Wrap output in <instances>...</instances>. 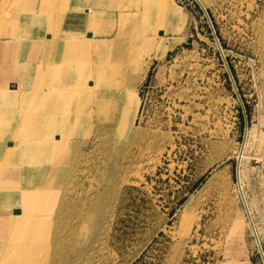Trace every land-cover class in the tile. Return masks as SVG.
Segmentation results:
<instances>
[{"label": "rangeland", "instance_id": "374dc122", "mask_svg": "<svg viewBox=\"0 0 264 264\" xmlns=\"http://www.w3.org/2000/svg\"><path fill=\"white\" fill-rule=\"evenodd\" d=\"M14 1L0 6V39L8 38L2 28ZM125 7L128 26L132 10L148 18L150 52L160 39L172 47L151 59L137 86L136 137L108 120L102 142L100 117L94 113V126L83 122L79 159L59 202L77 209L88 196L96 205L83 216L82 233L58 256L43 261L39 252V264H264V0H166L162 7L127 0ZM62 130V138L71 134ZM242 147L241 183L256 232L237 186Z\"/></svg>", "mask_w": 264, "mask_h": 264}, {"label": "bare ground", "instance_id": "6f19581e", "mask_svg": "<svg viewBox=\"0 0 264 264\" xmlns=\"http://www.w3.org/2000/svg\"><path fill=\"white\" fill-rule=\"evenodd\" d=\"M111 1L15 0L10 7L2 28L8 38L0 39V264H39V252H45L43 261L58 256L62 243L82 233L83 216L95 200L86 196L72 210L69 201H59L79 159L75 137L83 122L94 126V113L100 117L102 142L108 120L118 133L130 126L136 137L140 130L131 127L140 105L137 86L151 59L172 44L157 40L150 52L146 15L132 10L128 26L127 0H118L117 11L109 13ZM158 1L162 7L166 0ZM61 129L71 134L62 138ZM242 154L243 147L237 186L256 232L241 183ZM62 208L69 210L64 217Z\"/></svg>", "mask_w": 264, "mask_h": 264}, {"label": "water", "instance_id": "95a60500", "mask_svg": "<svg viewBox=\"0 0 264 264\" xmlns=\"http://www.w3.org/2000/svg\"><path fill=\"white\" fill-rule=\"evenodd\" d=\"M211 27H212V25H211ZM230 75H231V73H230ZM232 76V75H231Z\"/></svg>", "mask_w": 264, "mask_h": 264}]
</instances>
